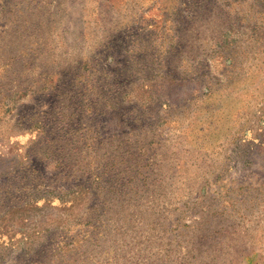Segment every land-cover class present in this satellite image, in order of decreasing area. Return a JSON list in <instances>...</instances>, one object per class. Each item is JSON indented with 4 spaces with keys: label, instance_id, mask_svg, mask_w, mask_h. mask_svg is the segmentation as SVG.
<instances>
[{
    "label": "rangeland",
    "instance_id": "rangeland-1",
    "mask_svg": "<svg viewBox=\"0 0 264 264\" xmlns=\"http://www.w3.org/2000/svg\"><path fill=\"white\" fill-rule=\"evenodd\" d=\"M0 264H264V0H0Z\"/></svg>",
    "mask_w": 264,
    "mask_h": 264
}]
</instances>
